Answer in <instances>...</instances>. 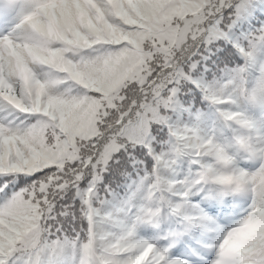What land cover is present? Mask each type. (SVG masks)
<instances>
[{
  "label": "snow or ice",
  "instance_id": "obj_1",
  "mask_svg": "<svg viewBox=\"0 0 264 264\" xmlns=\"http://www.w3.org/2000/svg\"><path fill=\"white\" fill-rule=\"evenodd\" d=\"M0 264H264V0H0Z\"/></svg>",
  "mask_w": 264,
  "mask_h": 264
}]
</instances>
